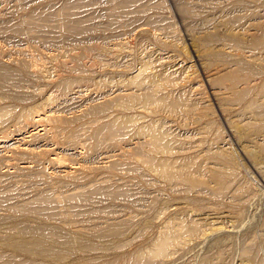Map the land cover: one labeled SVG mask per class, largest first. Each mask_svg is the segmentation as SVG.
Segmentation results:
<instances>
[{
  "label": "rangeland",
  "instance_id": "1",
  "mask_svg": "<svg viewBox=\"0 0 264 264\" xmlns=\"http://www.w3.org/2000/svg\"><path fill=\"white\" fill-rule=\"evenodd\" d=\"M76 1L0 0V52H4L0 53V75L3 77H0V133L6 129L13 128L14 122L17 119L16 117L19 114L18 112L23 111V109L27 110L28 106L29 110L32 106L38 105L44 100V96L50 95L51 92L52 95L61 98H64L65 96L62 95L66 93L70 96H79L77 99L75 97L74 102H69L68 107H70H67L66 114L71 115L73 112L79 111L82 107L84 108L87 105L95 104L98 98L97 95L106 90L104 86L105 84H109L110 80L116 83L117 80L123 78V75L125 77L131 74L140 68L142 64L143 67L147 65L146 70L152 66L157 67L159 65L156 70H175L177 73L173 75V78L178 79L180 77V81L177 80V82H179L178 85H181L180 88L182 91L180 90V93L182 94H178L177 96L180 98L183 96L181 99L185 101L175 97V95L174 98H171L173 102L176 101L175 103L183 102V106L179 104L178 109L181 110L183 107L182 110L184 111V107L194 105V108L192 106L189 107L190 109L188 110H190V113L186 114L188 118L185 121L191 124L189 125V129L177 125L181 121L177 120V122L173 116L165 115V117L163 112L159 115L164 116L168 122L171 119L169 124L174 128L193 132L195 138L193 136L192 139L200 143V149L202 147L205 149L213 145L211 149L213 152L216 148H224V152L229 155V158L225 156L228 158L226 159L222 156L218 159L216 158L218 156L211 152L216 157H212V155H208L206 152H204L205 154L201 153L202 155H199L200 157L197 159V162L201 161L204 155L207 154L208 159L210 156V158H215L214 160L211 159L215 163L211 160L208 161L206 157V159L203 158L207 164L211 161L210 165H205V168L208 169L210 166V169L205 170L204 168L205 174L199 176L201 183L199 182L200 184H197L196 187L193 186L194 188L191 187V191L184 190L181 193L178 192V194H175L174 192H168V187L160 190L162 186L158 182L157 185L156 182L153 184L154 181L150 176L145 174L144 171L142 174V170H145L144 168L142 169V166H139V170L137 169V173L139 172L142 175L139 173L133 174L134 179L128 177L133 183H131L132 186L129 185L120 189L117 186L100 188L102 192L98 191L102 196L98 194V191L96 193H87V191L85 194L90 196L91 201H89L88 206L95 205L94 207L99 209L96 212L104 217L103 221H105V224L102 225L101 234H97L99 231H92L93 229L84 231L82 229H65L61 227V224L49 221V217L36 218L39 216L35 217L32 213H29L27 207L43 204L37 198L40 196L39 193L43 195L49 194L47 187L43 186V184L41 185L36 179H30L24 176L8 178L5 184L0 185V187L5 186L4 188H6H0V201L2 202H0L1 263L74 264L77 262L76 264H83L91 262V264H110L111 262L113 264H124L125 261V264H128V262L132 264L133 257L139 253L138 256L140 257L143 256L142 254H145L143 256L144 259L141 258V260L148 264L150 262L149 257L147 259L145 256L148 254L147 251L154 247V240H156L159 234V226H161L167 216L166 211H163L161 207H166L170 214L177 211L176 213L181 215L185 222L191 219H194L196 222L198 221L197 223L203 226V232L201 235L194 236L193 239L191 238L188 243L173 247L167 256L157 257V260L151 261L150 264H264V155L259 148L261 145L259 143L264 140V121L258 123L254 128L243 129V121L239 119L241 117H248L249 111L253 108L258 111H263L264 109V0H193V4L200 3L201 5L199 6L198 4L192 7L189 11L190 13L187 14L178 13L174 0H78L77 3L81 2L83 7L77 5ZM75 5L77 6L75 7ZM66 7H70L72 10L75 7L71 11L72 15L70 13L67 15L65 12H62ZM120 14L121 16H119ZM28 16L35 17L36 23L28 25L27 23L29 22L26 20ZM45 16V20H38L40 18L44 19ZM62 18L63 20L69 19L67 22L70 25L77 26L78 24L76 23L81 22L84 25V29L61 28L59 24L60 21H63ZM190 23H192V28L188 27L187 29V25ZM127 29L129 30L127 31ZM33 31L36 32L33 33ZM175 39L178 40L176 41ZM241 47L246 49H241ZM38 53H41L40 56L44 53L41 57L43 58L45 55V59L47 54L52 53L58 59H46L47 62L49 61L48 64L44 61L45 59L38 58ZM33 56L38 59L36 61H39V63L44 61V63H41H46L45 66L48 65L46 67L51 72V74L49 72L51 76L48 79L32 75L28 67L23 68L21 65L22 63L28 64ZM118 69H121V71ZM1 72L8 73L7 75L11 79L8 77L4 78ZM188 72L190 73L188 74ZM7 78L9 81H7ZM68 78L73 80H69ZM252 80L256 81L253 82ZM165 83L171 84L168 81H165ZM239 85L241 87H238ZM234 86L237 88H234ZM80 89L84 92L82 97L76 94ZM57 91L58 93H56ZM217 91L221 94L220 98L222 100L219 99V96L214 95ZM245 91L247 95H245ZM237 93L240 95L239 99H242L240 100L241 102L239 99L230 102L225 99L230 95V98H232ZM19 96H23V98ZM248 98L254 99L253 105L248 106ZM180 100L181 102H179ZM160 103L152 106L153 110L162 108V106L164 107L167 104L165 102L164 105L162 104L163 102ZM195 104L197 105L195 106ZM239 104L243 105L240 106ZM244 104L245 108L243 107ZM159 105L161 106L159 107ZM233 108L239 109V111L237 113L230 112V109ZM225 110L228 111L226 112ZM4 118H7V121L3 120ZM209 139L210 143L208 141ZM107 148L108 151L104 148L102 151L99 150V152H110L112 150L111 147ZM67 152L69 153L70 151ZM66 153L62 156L71 159L70 154L67 156ZM223 157L227 162L224 159L222 160ZM221 160L222 165L224 164L223 166L221 165ZM214 164L215 166L213 167L215 169L213 167L211 168V165ZM218 165L223 168H218ZM226 167L229 168L227 169ZM110 175L113 174L111 173ZM147 179L148 181H146ZM115 183V185L119 184L117 182ZM38 185L40 186L38 187ZM114 187L116 188L114 189ZM182 188H184L183 185L180 189ZM13 189L15 190L13 191ZM117 191L126 195V198H123L124 201L121 200L122 197H115L118 193ZM5 193L8 195H5ZM92 193L94 194L91 195ZM128 201L131 203H128ZM109 210L110 213H107ZM161 211L166 214H161ZM126 212L129 213L128 216H125L127 214ZM137 213L140 214L138 215ZM163 217L164 219L162 220ZM24 224L31 228H38L40 226L48 228L49 236L52 239L45 238L41 242V246L42 249H47L48 247L50 249L54 246L56 254L52 256L50 254L51 252H43L29 243L28 241L31 236H27L24 230L22 231L21 225ZM55 225L64 230L62 229L59 232L56 229L57 227H54ZM61 235H64L63 238ZM34 238L41 239L39 236H34ZM62 239H72V248L62 243L64 242ZM22 243L27 244V250L25 249V252L19 249ZM128 254L132 255L129 256ZM146 260L149 261L146 262Z\"/></svg>",
  "mask_w": 264,
  "mask_h": 264
},
{
  "label": "bare ground",
  "instance_id": "2",
  "mask_svg": "<svg viewBox=\"0 0 264 264\" xmlns=\"http://www.w3.org/2000/svg\"><path fill=\"white\" fill-rule=\"evenodd\" d=\"M78 1V0H77ZM76 1V3H77ZM96 1V0H95ZM193 0H174L178 13L187 14L190 13V9L195 7L200 3L193 4ZM197 1V0H196ZM202 1V0H201ZM204 1V0H203ZM206 1V0H205ZM208 1V0H207ZM21 2V1H20ZM139 2V1H138ZM195 2V1H194ZM210 2V1H209ZM17 3V2H16ZM207 3V2H206ZM69 4V3H68ZM74 4V3H73ZM106 4V3H105ZM104 4V5H105ZM204 4V3H203ZM21 5V4H20ZM77 5H81L78 2ZM75 5V7L77 6ZM85 5V4H84ZM206 5V4H205ZM19 6V5H18ZM66 6V5H65ZM82 6V5H81ZM50 7V6H49ZM61 7V6H60ZM64 7V5H63ZM71 7V5H70ZM66 7L62 10L65 14L72 15V8ZM83 7V6H82ZM110 7V6H109ZM119 7V6H118ZM126 7V6H124ZM128 7V6H127ZM216 7V6H215ZM112 8V7H110ZM109 8V9H110ZM123 8V7H122ZM202 8V7H201ZM34 9V8H33ZM87 9V8H86ZM107 9V10H109ZM114 9V8H112ZM110 9V10H112ZM116 9V8H115ZM124 9V8H123ZM139 10V9H138ZM6 11V10H5ZM30 11V10H29ZM35 11V10H34ZM46 11V10H45ZM61 11V10H60ZM76 11V10H75ZM115 11V10H114ZM133 11V10H132ZM196 11V10H194ZM49 12V11H48ZM46 12V13H48ZM54 12V11H53ZM78 12V11H76ZM108 12V11H107ZM120 12V11H119ZM137 12V11H136ZM146 12V11H145ZM198 12H200L198 10ZM51 13V12H50ZM60 13V12H59ZM117 13V12H116ZM31 14V13H30ZM43 14V13H42ZM45 14V13H44ZM110 14V13H109ZM180 14V15H181ZM29 15V14H28ZM37 15V14H36ZM64 15V14H63ZM74 15V14H73ZM130 15V14H129ZM141 15V14H140ZM205 15V14H204ZM32 16V15H31ZM28 16V25L36 23L35 17L32 18ZM47 16V15H46ZM40 18L38 20H45ZM50 16V15H48ZM57 16V15H56ZM65 16V15H64ZM75 16V15H74ZM82 16V15H80ZM121 16V14L119 15ZM127 16V15H126ZM38 17V16H37ZM44 17V15H43ZM59 17V16H58ZM185 17V16H184ZM204 17V16H203ZM72 18V17H71ZM79 18V17H78ZM84 18V17H83ZM25 19V18H24ZM50 19V18H49ZM59 19V18H58ZM160 19V18H159ZM184 19V18H183ZM238 19V18H237ZM63 20V18H62ZM69 20V19H68ZM68 20L60 21L59 26L61 28H77L78 30L84 29V25L81 22L76 23V25H70ZM73 20V19H72ZM161 20V19H160ZM257 20V19H256ZM47 21V20H46ZM78 21V20H76ZM80 21V20H79ZM185 21V20H184ZM236 21V20H235ZM27 22V21H25ZM75 22V21H74ZM118 22V21H117ZM145 22V21H144ZM158 22V21H157ZM183 22V21H182ZM207 22V20H206ZM240 22V21H239ZM44 23V22H43ZM50 23V22H48ZM53 23V22H52ZM57 24V22H55ZM73 23V22H72ZM208 23V22H207ZM42 24V22H41ZM55 24V25H56ZM146 24V23H145ZM159 24V23H158ZM192 23L186 24L188 27L192 28ZM22 25V23H21ZM52 25V24H51ZM112 25V24H111ZM120 25V23H119ZM194 25V24H193ZM199 25V24H198ZM38 26V25H37ZM43 26V25H42ZM88 26V25H85ZM125 26V25H123ZM168 26V24H167ZM202 26V25H201ZM30 27V26H29ZM41 27V26H40ZM58 27V26H56ZM162 27V26H161ZM165 27V26H164ZM196 27V26H194ZM193 27V28H194ZM238 27V26H237ZM54 28V27H53ZM59 28V27H58ZM115 28V27H113ZM118 28V27H117ZM135 28V27H134ZM167 28V27H166ZM186 28V27H185ZM171 29V28H170ZM38 30V29H37ZM45 30V29H44ZM48 30V29H47ZM68 30V29H67ZM129 29H127L128 31ZM159 30V29H158ZM168 30V29H167ZM165 30V31H167ZM176 30V29H175ZM31 31V30H30ZM41 31V30H40ZM62 31V30H61ZM161 31V29H160ZM174 31V30H173ZM190 31V30H189ZM206 31V30H205ZM36 32V31H35ZM33 31V33H35ZM54 33V32H53ZM52 33V34H53ZM113 33V32H112ZM165 33V32H164ZM172 33V32H171ZM216 33V32H215ZM47 34V33H45ZM123 35L122 33H120ZM119 34V35H120ZM154 34V33H153ZM160 34V32H159ZM166 34V33H165ZM174 34V33H173ZM198 34V33H197ZM117 35V34H116ZM171 35V34H170ZM37 36V35H36ZM49 36V35H48ZM115 36V35H114ZM166 36V35H165ZM175 36V35H174ZM134 37V36H133ZM159 37V35H158ZM169 37V36H168ZM167 38V37H166ZM43 39V38H42ZM126 40V38H125ZM176 41L178 39H175ZM126 42V41H125ZM173 42V41H172ZM201 42V41H199ZM111 43V42H110ZM122 43V42H121ZM225 43V42H224ZM232 43V42H231ZM119 44V43H118ZM162 44V43H161ZM179 44V43H178ZM234 44V43H233ZM4 46V45H3ZM128 46V45H127ZM210 46V45H209ZM241 46V45H240ZM110 47V46H109ZM123 47V46H122ZM23 48V47H22ZM244 47H241V49ZM249 48V47H248ZM262 48V47H261ZM1 49V45H0ZM125 49V48H124ZM130 49V48H128ZM246 49V48H244ZM243 49V50H244ZM5 50V49H4ZM16 50V49H15ZM26 50V49H25ZM123 50V49H122ZM228 50V49H227ZM29 51V50H28ZM40 51V50H39ZM129 51V50H128ZM30 52V51H29ZM28 52V53H29ZM42 52V51H41ZM115 52V51H114ZM138 52V51H137ZM150 52V51H149ZM206 52V51H205ZM4 53V52H0ZM36 53V52H35ZM106 53V52H105ZM136 53V52H135ZM197 53V52H196ZM11 54V53H10ZM14 54V53H13ZM26 54V53H25ZM33 54V52H32ZM37 54V53H36ZM35 54V55H36ZM39 54V53H38ZM41 54V53H40ZM43 56L44 53H42ZM57 54V53H56ZM60 54V53H59ZM139 54V53H138ZM143 54V53H142ZM255 54V53H254ZM30 55V54H29ZM216 55V54H215ZM4 56V55H3ZM144 56V55H143ZM45 57V55H44ZM42 58L45 59V58ZM124 57V56H123ZM127 57V56H126ZM136 57V56H135ZM149 57V56H148ZM212 57V56H211ZM210 57V58H211ZM214 57V56H213ZM235 57V55H234ZM238 57V55H237ZM236 57V58H237ZM12 58V57H11ZM29 58V57H28ZM56 55L50 53L47 54L46 59L54 60ZM117 58V57H116ZM151 58V57H150ZM254 58V57H253ZM13 59V58H12ZM18 59V58H17ZM22 59V57H21ZM44 60L46 63H48ZM58 59V58H57ZM62 59V58H60ZM125 59V58H124ZM5 60V59H4ZM29 60V59H28ZM38 59L33 56L29 63L21 64L23 68L28 67L29 72L37 77L49 78V68H47L44 61H36ZM113 60V59H112ZM247 60V59H246ZM256 60V59H255ZM63 61V60H62ZM81 61V60H80ZM102 61V60H101ZM104 61V60H103ZM119 61V60H118ZM141 61V60H140ZM143 61V60H142ZM150 61V60H149ZM155 61V60H154ZM158 61V60H156ZM160 61V59H159ZM249 61V60H248ZM11 62V61H10ZM15 62V61H12ZM17 62V61H16ZM27 62V61H26ZM53 62V61H52ZM57 62V61H55ZM116 62V61H115ZM136 62V61H135ZM152 63V61H150ZM149 62V63H150ZM231 62V61H230ZM19 63V62H18ZM79 63V62H78ZM150 63V64H151ZM158 63V62H157ZM245 63V62H244ZM16 64V63H15ZM20 64V63H19ZM49 64V63H48ZM53 64V63H52ZM64 64V62H63ZM77 64V63H76ZM113 64V62H112ZM145 64V63H144ZM148 64V63H147ZM203 64V63H202ZM129 65V64H127ZM149 65V64H148ZM153 65V64H151ZM125 66V65H124ZM150 66V65H149ZM148 66V68H149ZM159 66V65H158ZM157 66V67H158ZM176 66V65H175ZM53 67V66H52ZM112 67V66H111ZM129 67V66H128ZM132 67V66H131ZM130 67V68H131ZM147 65L143 67V64L137 70L128 74L122 79L113 83V80L109 81V84H105L104 89L106 90L99 93L97 102L95 104L87 105L86 107L80 108L79 111L73 112V114H66L69 102L75 99V95L70 96L69 94H63L64 98L57 97L51 94L44 96V100L32 108H27V110L18 112V117H16V122H14L13 128L6 129L0 133V185L5 184L8 178H16L19 176H24L30 179H36L37 182L43 184L47 187V192L49 194L43 195L39 193L37 199L41 200L43 204L34 205L32 207H27V211L32 213L36 218L49 217V221H54L61 224V227L65 229H93L92 231H99L97 234H101L102 225L105 224L103 221L104 217L96 212V207L88 206L90 201V196L85 193L101 191L100 188H110L112 186H117L119 189L125 186H132V181L129 178L134 179L133 174H138L139 166H142V174L145 172L152 180L153 184L157 182L160 184L162 189L168 187V192L175 194L181 193L182 191H191L190 188L196 187L200 184V177L205 174V165H210V162L215 158H207L211 153L217 155L218 157L212 155L219 159L222 156L229 155L225 154L224 148H216L212 152V146H208L205 149L203 147L200 149V143L193 140L194 133L190 130L183 131L182 129L174 128L166 120V116H173L175 120L181 121L177 124L179 126L189 129V122L186 123L188 115L190 113L189 107H184L182 103H175L171 98L178 97L180 93L181 85H178L180 77L173 78V75L177 73L174 71H158L157 67H151L146 70ZM51 68V67H50ZM70 68V67H69ZM173 68V67H172ZM16 69V68H15ZM66 69V68H65ZM79 69V68H78ZM127 69V68H126ZM134 69V68H133ZM168 69V68H167ZM180 69V68H178ZM6 70V69H5ZM3 70V71H5ZM76 70V69H75ZM112 70V69H111ZM121 71V69H118ZM52 71V70H51ZM104 71V70H103ZM106 71V70H105ZM114 71V70H112ZM131 71V70H128ZM7 72V71H5ZM25 72V71H24ZM127 72V71H126ZM259 72V71H258ZM57 73V71H56ZM102 73V72H101ZM190 72H188L189 74ZM5 77L9 75L1 72ZM12 74V73H11ZM51 74V72H50ZM125 74V73H124ZM262 74V73H261ZM14 76V75H13ZM17 76V75H16ZM182 76V75H181ZM1 77V75H0ZM118 77V76H117ZM175 77V76H174ZM3 78V77H1ZM7 78V81H9ZM41 78V79H42ZM53 78V77H52ZM62 78V77H61ZM121 78V77H120ZM23 79V78H22ZM38 79V78H37ZM55 79V78H54ZM69 79V78H68ZM82 79V78H81ZM114 79V78H113ZM262 79V78H261ZM5 80V79H4ZM20 80V79H18ZM31 80V79H30ZM64 80V79H63ZM73 80V79H69ZM92 80V79H91ZM219 80V79H218ZM76 81V80H75ZM98 81V80H97ZM103 81V80H102ZM106 81V80H105ZM115 81V80H114ZM165 81L171 84L165 83ZM216 81V80H215ZM214 81V83H215ZM247 81V80H246ZM253 81V80H252ZM251 81V82H252ZM256 81V80H255ZM253 81V82H255ZM12 82V81H11ZM73 82V81H72ZM164 82V83H163ZM235 82V81H234ZM10 83V82H9ZM33 83V82H32ZM44 83V82H43ZM29 84V83H27ZM166 84V85H165ZM247 84V82H246ZM245 84V85H246ZM22 85V84H21ZM66 85V84H65ZM260 85V83H259ZM17 86V85H16ZM33 86V85H32ZM73 86V85H71ZM228 86V85H227ZM244 86V85H243ZM247 86V85H246ZM249 86V85H248ZM15 87V86H14ZM20 87V86H19ZM26 87V86H25ZM34 87V86H33ZM79 87V86H78ZM99 87V86H98ZM238 87H241L239 85ZM252 87V85H251ZM255 87V86H254ZM12 88V87H11ZM38 88V87H37ZM44 88V86H43ZM58 88V86H57ZM60 88V87H59ZM101 88V87H100ZM234 88H237L234 86ZM16 89V88H15ZM76 89V88H75ZM79 89V88H78ZM186 89V88H184ZM183 89V90H184ZM219 89V88H218ZM250 89V87H249ZM32 90V89H31ZM36 90V89H35ZM52 90V89H51ZM97 90V89H96ZM194 90V89H192ZM257 90V89H256ZM10 91V90H9ZM75 91V90H74ZM182 91V90H181ZM219 91V90H218ZM217 91L214 95H220ZM221 91V90H220ZM236 91V90H235ZM234 91V92H235ZM248 92V90H246ZM246 91L244 92L245 95ZM262 91V90H261ZM260 91V94H261ZM73 92V91H72ZM89 92V91H88ZM95 92V91H94ZM101 92V91H100ZM192 92V91H191ZM237 92V91H236ZM37 93V92H36ZM41 93V92H40ZM55 93V92H54ZM58 93V91L56 92ZM86 93V92H85ZM90 93V92H89ZM92 93V92H91ZM243 93V94H244ZM256 93V92H255ZM76 94L81 97L84 95L82 89H80ZM87 94V93H86ZM85 94V95H86ZM227 94V93H226ZM225 94V95H226ZM242 94V95H243ZM252 94V93H250ZM259 94V95H260ZM77 95V96H78ZM229 95V94H228ZM244 95V96H245ZM262 95V94H261ZM96 96V97H97ZM231 96V95H230ZM226 97L225 99L230 101H235L239 99L240 95L237 93L232 98ZM251 96V95H250ZM255 96V95H254ZM21 97V96H19ZM79 97V96H78ZM76 97V99L78 98ZM183 96H181L182 98ZM188 97V96H187ZM235 97V98H234ZM242 97V96H241ZM12 98V97H11ZM23 98V96L21 97ZM180 98V97H178ZM180 98V99H181ZM247 98V96H246ZM260 98V97H259ZM258 98V99H259ZM197 99V98H196ZM218 99V100H219ZM249 99V98H248ZM91 100V99H90ZM175 100V99H173ZM182 101H185L181 99ZM181 100L179 102H181ZM190 100V99H189ZM188 100V101H189ZM222 100V99H221ZM242 100L241 98L239 101ZM171 101V102H170ZM193 101V100H192ZM238 101V103H239ZM74 102V101H73ZM89 102V101H88ZM91 102V101H90ZM159 102H163L162 108L153 110L152 106H156ZM165 102V103H164ZM178 102V101H177ZM200 102V101H199ZM241 102V101H240ZM246 102V101H245ZM254 99L250 98L248 103L253 105ZM12 103V102H11ZM14 103V102H13ZM160 103V104H161ZM185 103V102H184ZM208 103V102H207ZM261 103V101H260ZM17 104V103H16ZM15 104V105H16ZM36 104V102H35ZM75 104V103H74ZM182 107L181 110L178 109V105ZM246 104V103H245ZM244 104V108H245ZM263 104V103H262ZM14 105V104H13ZM71 105V104H70ZM197 104H195L196 106ZM223 105V103H222ZM228 105V104H227ZM226 105V107H227ZM235 105V104H234ZM232 105V106H234ZM240 105V104H239ZM241 104L240 106H242ZM257 105V102H256ZM261 105V104H260ZM19 106V105H18ZM17 106V107H18ZM161 105H159L160 107ZM224 106V105H223ZM239 106V107H240ZM246 105V107H248ZM263 106V105H262ZM70 107V106H69ZM68 107V108H69ZM167 107V108H166ZM238 107V106H235ZM257 107V106H256ZM261 107V106H260ZM11 108V107H10ZM16 108V107H15ZM25 108V109H26ZM157 108V107H155ZM180 108V107H179ZM241 108V107H240ZM13 109V108H12ZM247 109V108H246ZM259 109V108H258ZM262 109V108H261ZM9 110V109H8ZM20 110V109H19ZM22 110V109H21ZM242 110V109H241ZM244 110V109H243ZM226 111V110H225ZM224 111V113H226ZM238 112L239 109H230V112ZM247 111V110H246ZM6 112V110H5ZM164 116L159 115L160 113ZM197 112V111H196ZM242 112V111H241ZM248 112V111H247ZM5 114L4 112H2ZM13 113V112H12ZM1 114V113H0ZM2 114V115H3ZM9 115V114H8ZM229 115V114H228ZM248 115V114H247ZM11 116V115H10ZM13 116V115H12ZM238 116V115H236ZM5 117V116H3ZM229 118V117H228ZM236 118V117H235ZM7 119V118H6ZM5 118L3 120H6ZM168 119V118H167ZM192 119V118H191ZM234 119V118H233ZM243 121V129L254 128L258 123L264 121V109L263 111H258L253 108L249 111L248 117L239 118ZM238 119V120H239ZM174 120V119H173ZM193 120V119H192ZM211 120H213L211 118ZM227 120V119H226ZM232 120V119H231ZM7 121V120H6ZM205 121V120H204ZM2 122V121H1ZM178 122V121H177ZM5 123V122H4ZM201 124V123H200ZM240 124V123H239ZM241 125V124H240ZM193 128V127H192ZM2 129V128H1ZM195 129V128H194ZM207 129V128H206ZM231 129V128H230ZM208 133V131H207ZM204 134V132H203ZM201 135V134H199ZM206 135V134H205ZM260 135V134H259ZM203 136V135H202ZM211 137V136H210ZM195 138V136H194ZM198 138V137H197ZM203 138V137H202ZM248 139V138H247ZM259 140V139H257ZM210 143V139L208 140ZM215 141V140H214ZM201 142V141H200ZM260 142V141H259ZM199 143V144H198ZM207 143V142H206ZM244 144V143H243ZM261 144V145H260ZM210 145V144H209ZM246 145V144H245ZM259 148L264 155V140L259 143ZM111 147L110 152H99L104 148ZM228 147V146H227ZM248 147V146H247ZM249 148V147H248ZM254 149V148H253ZM110 150V149H109ZM70 151L69 153L66 152ZM206 152L204 159L211 160L208 164L202 158L201 161L197 162L201 153ZM211 152V153H210ZM66 153L69 157H63L62 155ZM65 154V155H66ZM205 154V153H204ZM202 155V154H201ZM73 157V158H72ZM206 157V158H205ZM222 158V160L225 158ZM226 158V159H228ZM221 160V165H222ZM220 161V160H219ZM226 161V160H225ZM229 161V160H228ZM214 162V161H213ZM227 162V161H226ZM215 163V162H214ZM225 163V162H224ZM220 164V163H218ZM227 164V163H226ZM225 164V165H226ZM233 164V163H232ZM224 165V164H223ZM222 165V166H223ZM215 166L211 165V168ZM217 166V165H216ZM219 166V165H218ZM231 166V165H230ZM229 166V167H230ZM255 166V165H254ZM210 167V166H209ZM208 167V169H210ZM219 166L218 168H220ZM225 167V166H224ZM229 167H226L227 169ZM260 167V166H259ZM205 168V170H204ZM215 169V167H213ZM223 168V167H221ZM232 168V167H231ZM138 169V170H137ZM207 169V170H208ZM225 169V168H224ZM213 170V169H212ZM144 171V172H143ZM204 171V173H203ZM210 171V170H209ZM214 171V170H213ZM232 171V169H231ZM223 172V171H222ZM106 173V174H105ZM113 175H110V174ZM110 176H109V175ZM128 174V175H127ZM142 175L141 173H139ZM220 174V173H219ZM139 175V176H140ZM202 175V176H203ZM146 176V175H145ZM144 176V177H145ZM147 176V177H148ZM210 176V175H209ZM229 176V175H228ZM233 176V175H232ZM237 176V175H236ZM141 178V177H140ZM206 178V177H205ZM235 178V177H234ZM145 179V178H144ZM28 180V179H27ZM143 180V179H142ZM141 180V181H142ZM212 180V179H211ZM237 180V179H236ZM11 181V180H10ZM18 181V180H17ZM29 181V180H28ZM131 181V182H130ZM140 181V180H139ZM138 181V182H139ZM145 181V180H144ZM148 181V179L146 180ZM145 181V182H146ZM222 181V180H221ZM229 181V180H228ZM13 182V181H12ZM16 182V181H15ZM22 182V180H21ZM25 182V180H24ZM119 183L115 185L116 183ZM200 182V183H199ZM233 182V181H232ZM9 183V182H8ZM7 183V184H8ZM14 183V182H13ZM28 183V182H27ZM34 183V182H33ZM38 183V184H39ZM132 183V184H131ZM215 183V182H214ZM230 183V181H229ZM25 184V183H24ZM31 184V183H30ZM135 184V183H134ZM142 184V183H141ZM147 184V183H146ZM238 184V183H237ZM236 184V185H237ZM184 188L180 189L181 186ZM227 185V184H226ZM225 185V187H226ZM235 185V186H236ZM3 186V185H2ZM40 185H38L39 187ZM134 186V185H133ZM159 186V185H158ZM217 186V185H216ZM239 186V185H237ZM0 187V188H4ZM44 187V189H45ZM138 187V186H137ZM203 187V186H202ZM200 187V188H202ZM224 187V188H225ZM11 188V186H10ZM15 188V187H14ZM18 188V187H16ZM37 188V187H36ZM116 187H114L115 189ZM158 188V187H157ZM207 188V186H206ZM218 188V187H217ZM239 188V187H238ZM6 189V188H4ZM8 189V188H7ZM27 189V188H26ZM32 189V188H31ZM38 189V188H37ZM43 189V188H42ZM126 189V188H125ZM124 189V190H125ZM133 189V188H132ZM131 189V190H132ZM159 189V188H158ZM197 189V188H196ZM204 189V188H203ZM221 189V188H220ZM15 189H13L14 191ZM22 190V189H21ZM20 190V191H21ZM36 190V189H35ZM46 190V189H45ZM130 190V189H129ZM127 190V191H129ZM156 190V189H155ZM193 190V189H192ZM233 190V189H232ZM3 191V190H2ZM9 191V190H8ZM12 191V190H11ZM17 191V190H16ZM15 191V192H16ZM32 191V190H31ZM39 191V190H38ZM41 191V190H40ZM98 191V192H99ZM133 191V190H132ZM199 191V190H198ZM207 191V190H206ZM229 191V190H228ZM19 192V191H18ZM30 192V191H29ZM118 192V191H117ZM125 192V191H124ZM140 192V191H139ZM195 192V191H194ZM236 192V191H235ZM242 192V191H241ZM8 193V192H7ZM5 193V195L7 194ZM14 193V192H13ZM33 193V192H32ZM45 193V192H43ZM104 193V192H103ZM116 193V191H115ZM131 193V192H130ZM20 194V193H19ZM92 193L91 195H93ZM100 194V192L98 193ZM112 194V193H111ZM199 194V193H198ZM230 194V192H229ZM8 195V194H7ZM169 195V194H168ZM171 195V194H170ZM207 195V194H206ZM3 196V195H2ZM12 196V193H11ZM22 196V195H20ZM19 196V197H20ZM100 196H102L100 194ZM113 196V195H112ZM157 196V194H156ZM36 197V196H34ZM115 197L126 198V195L122 192H118ZM144 197V196H143ZM180 197V196H179ZM240 197V196H239ZM6 198V197H5ZM32 198V197H31ZM94 198V197H93ZM99 198V197H98ZM110 198V197H109ZM112 198V197H111ZM114 198V197H113ZM130 198V197H129ZM140 198V197H139ZM8 199V198H7ZM13 199V197H12ZM11 199V200H12ZM24 199V198H23ZM35 199V198H33ZM36 199V200H37ZM95 199V198H94ZM97 199V198H96ZM145 199V198H144ZM235 199V198H234ZM238 199V198H237ZM6 200V199H5ZM10 200V201H11ZM27 200V199H26ZM98 200V199H97ZM102 200V199H101ZM107 200V199H106ZM109 200V199H108ZM141 200V199H138ZM4 201V200H3ZM15 201V200H14ZM13 201V202H14ZM24 201V200H23ZM28 201V200H27ZM32 201V200H31ZM94 201V200H93ZM92 201V204H93ZM113 201V200H112ZM124 201V200H123ZM133 201V200H131ZM149 201V200H148ZM183 201V200H182ZM1 202V201H0ZM25 202V201H24ZM23 202V203H24ZM91 202V201H90ZM98 202V201H97ZM130 201H128L129 203ZM181 202V201H180ZM235 202V201H234ZM241 202V201H239ZM2 203V202H1ZM5 203V202H4ZM16 203V202H15ZM131 203V202H130ZM147 203V202H146ZM18 204V203H17ZM124 204V203H123ZM183 204V203H182ZM246 204V203H245ZM12 205V204H11ZM31 205V204H30ZM109 205V204H108ZM120 205V204H119ZM133 205V202H132ZM4 206V205H3ZM8 206V205H7ZM105 206V205H104ZM110 206V205H109ZM121 206V205H120ZM139 206V205H138ZM143 206V204H142ZM186 206V205H185ZM189 206V205H188ZM15 207V206H14ZM25 207V206H24ZM103 207V206H102ZM102 207H100L102 209ZM106 207V206H105ZM111 207V206H110ZM124 207V206H123ZM126 207V206H125ZM145 207V206H143ZM170 207V206H169ZM179 207V206H178ZM11 208V207H10ZM26 208V207H25ZM99 208V207H98ZM171 208V207H170ZM19 209V208H18ZM106 209V208H105ZM161 209L166 211L167 216L159 226V231L156 240H154V247L147 251L145 258L149 257L150 262L156 261L157 257L167 256L171 249L176 246H180L188 243L194 236H199L203 232V226L197 223L194 219L187 222L178 215L175 209V213H168L169 210L164 207ZM2 210V209H1ZM103 210V209H102ZM111 210V209H110ZM109 212L107 213H110ZM117 210V209H116ZM24 211V210H23ZM118 211V210H117ZM122 211V210H121ZM124 211V210H123ZM134 211V210H133ZM160 211V209H159ZM161 211V214H166ZM172 211V210H171ZM193 211V210H192ZM1 212V211H0ZM11 212V211H10ZM15 212V210H14ZM103 212V211H102ZM163 212V213H162ZM100 213V212H99ZM116 213V212H115ZM127 213V212H126ZM160 213V212H159ZM138 214V213H137ZM140 214V213H139ZM138 214V215H139ZM160 214V216H161ZM190 214V213H189ZM17 215V214H16ZM129 213L125 214L128 216ZM6 216V215H5ZM157 216V214H156ZM155 216V217H156ZM188 216V214H187ZM134 217V216H133ZM137 217V216H136ZM151 217V216H150ZM184 217V216H183ZM122 218V217H121ZM126 218V217H125ZM152 218V217H151ZM188 218V217H187ZM190 218V216H189ZM194 218V217H193ZM6 219V218H5ZM45 219V218H44ZM108 219V218H107ZM114 219V218H113ZM112 219V220H113ZM158 219V218H157ZM164 217L162 218V220ZM111 220V221H112ZM118 220V219H117ZM133 220V219H132ZM211 220V219H210ZM107 221V220H106ZM18 222V221H17ZM24 222V221H23ZM109 222V221H108ZM7 223V222H6ZM22 223V222H21ZM117 223V222H116ZM211 223V221H210ZM41 224V223H40ZM44 224V223H43ZM112 224V223H111ZM216 224V223H215ZM19 225V224H18ZM108 225V224H106ZM123 225V224H122ZM210 225V224H209ZM208 225V226H209ZM136 226V225H135ZM10 227V226H9ZM20 227V226H19ZM22 231L26 235H30L29 243L33 246L42 250L43 252H51L50 254L54 256L56 250L49 247L47 249H42L41 242L45 238H51L49 236L48 228L38 227L31 228L29 226L21 225ZM54 227H57L56 225ZM57 227L56 229H60ZM157 227V226H156ZM15 228V227H14ZM13 228V229H14ZM18 228V227H17ZM128 228V227H127ZM4 229V228H3ZM7 229V226H6ZM9 229V228H8ZM110 229V228H109ZM156 229V228H155ZM154 229V230H155ZM11 230V229H10ZM64 230V229H63ZM56 231V230H55ZM74 231V230H73ZM82 231V232H83ZM91 231V232H92ZM157 231V230H156ZM205 231V230H204ZM209 231V230H208ZM230 231V230H229ZM264 231V230H263ZM11 232V231H10ZM53 232V231H52ZM50 232V233H52ZM57 231V233H59ZM79 232V231H78ZM106 232V231H105ZM121 232V231H120ZM130 232V231H129ZM137 232V231H136ZM63 233V232H62ZM260 233V232H259ZM60 234V233H59ZM64 234V233H63ZM208 234V233H206ZM256 234V233H255ZM254 234V235H255ZM55 235V234H54ZM70 235V234H69ZM134 235V234H133ZM34 236H39L41 239H36ZM52 236V234H51ZM62 238L64 235H61ZM60 236V237H61ZM10 237V236H8ZM69 237V236H67ZM133 237V236H132ZM18 238V237H17ZM203 238V237H201ZM200 238V239H201ZM52 239V238H51ZM59 239V238H58ZM13 240V239H12ZM63 240V239H62ZM153 240V239H152ZM252 240V239H251ZM15 241V240H14ZM64 244L71 246L72 239L63 240ZM95 241V240H94ZM126 241V240H125ZM61 242V241H60ZM92 242V241H91ZM10 243V242H9ZM87 243V242H86ZM123 243V242H122ZM262 243V242H261ZM129 244V243H128ZM26 243H22L19 246L21 251H26ZM52 245V244H51ZM56 245V244H55ZM50 246V245H49ZM74 246V245H73ZM124 246V245H123ZM138 247V246H137ZM56 248V247H55ZM87 248V247H84ZM90 248V247H89ZM88 248V249H89ZM97 248V247H96ZM115 248V246H114ZM120 248V247H119ZM259 248V247H258ZM26 249V250H25ZM64 249V248H63ZM260 249V248H259ZM256 250V249H255ZM263 250V249H262ZM17 251V250H16ZM30 251V250H29ZM95 251V249H94ZM133 251V250H132ZM174 251V250H173ZM142 252V251H141ZM140 252V253H141ZM146 252V251H145ZM144 252V253H145ZM220 252V251H219ZM264 252V251H263ZM18 253V252H17ZM46 255L48 256V254ZM49 254V255H50ZM139 254V253H138ZM136 254L134 259H132V264H143L141 258ZM172 254V253H171ZM129 255V254H128ZM132 255V254H130ZM129 255V256H130ZM134 255V254H133ZM125 257V256H124ZM127 257V256H126ZM66 258V257H65ZM118 258V256H117ZM130 258V257H129ZM260 258V257H259ZM88 259V258H87ZM91 259V258H89ZM131 259V258H130ZM218 259V258H217ZM34 260V259H33ZM32 260V261H33ZM39 260V259H38ZM62 260V259H61ZM109 260V259H108ZM123 260V259H122ZM148 260V261H149ZM215 260V259H214ZM258 260V259H257ZM263 260V259H262ZM5 261V260H4ZM35 261V260H34ZM85 261V260H84ZM146 260V262H148ZM212 261V260H211ZM7 262V261H6ZM30 262V261H29ZM42 262V261H41ZM128 262V261H127ZM148 262V264H150ZM1 263V261H0ZM39 263V262H38ZM75 262L74 264H76ZM82 263V262H81ZM108 263V262H107ZM123 263V262H122ZM2 264V263H1ZM19 264V263H18ZM79 264V263H78ZM83 264H91V262H86ZM110 264H113L110 262ZM125 264V261H124ZM129 264V262H128ZM147 264V263H145ZM152 264V263H151ZM258 264V263H257Z\"/></svg>",
  "mask_w": 264,
  "mask_h": 264
}]
</instances>
